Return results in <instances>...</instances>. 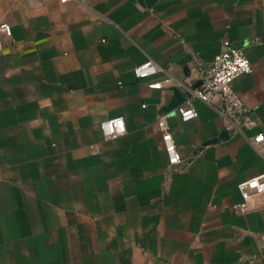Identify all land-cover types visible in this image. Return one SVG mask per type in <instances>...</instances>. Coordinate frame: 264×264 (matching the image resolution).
I'll return each instance as SVG.
<instances>
[{"label": "crops", "instance_id": "crops-1", "mask_svg": "<svg viewBox=\"0 0 264 264\" xmlns=\"http://www.w3.org/2000/svg\"><path fill=\"white\" fill-rule=\"evenodd\" d=\"M2 22L0 264H264V194L238 190L264 173V0H0ZM224 40L252 64L233 88L256 125L234 134L220 97L183 121L182 86L148 87ZM114 116L126 132L106 139Z\"/></svg>", "mask_w": 264, "mask_h": 264}, {"label": "built area", "instance_id": "built-area-1", "mask_svg": "<svg viewBox=\"0 0 264 264\" xmlns=\"http://www.w3.org/2000/svg\"><path fill=\"white\" fill-rule=\"evenodd\" d=\"M66 1V0H62ZM12 35V26L8 22L0 23V51L3 48L4 37ZM160 71V66L154 60H148L134 67L137 78H147ZM252 72V64L243 47L235 45L230 40H224L220 51L207 64L193 57L186 66L185 78L179 81L172 76L162 81L148 84L150 88L163 89L167 86H182L186 90L185 101L177 106L176 111L183 121H189L198 116L194 100L213 103L217 97L222 100L219 113L225 120V129L234 134L242 127L253 128L256 121L248 115V109L241 96L234 90V80L242 74ZM146 107V104H143ZM168 113L158 117L157 124L162 131V140L168 155L170 169L182 166L183 157L168 125ZM100 128L106 139H116L126 132L125 120L122 116L108 117L101 121ZM253 144L264 143V133L260 132L250 138ZM238 190L244 200L253 195L264 194V173L238 183ZM264 238V236H263Z\"/></svg>", "mask_w": 264, "mask_h": 264}, {"label": "water", "instance_id": "water-1", "mask_svg": "<svg viewBox=\"0 0 264 264\" xmlns=\"http://www.w3.org/2000/svg\"><path fill=\"white\" fill-rule=\"evenodd\" d=\"M173 89H175V90H179V88L178 87H173ZM186 95H187V93L185 92L184 94H183V99H182V102H184L185 101V98H186ZM228 133V132H227Z\"/></svg>", "mask_w": 264, "mask_h": 264}]
</instances>
